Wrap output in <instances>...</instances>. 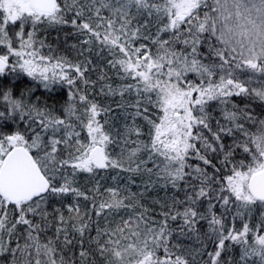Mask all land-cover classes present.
Returning <instances> with one entry per match:
<instances>
[{"label":"snow or ice","instance_id":"snow-or-ice-1","mask_svg":"<svg viewBox=\"0 0 264 264\" xmlns=\"http://www.w3.org/2000/svg\"><path fill=\"white\" fill-rule=\"evenodd\" d=\"M0 48L69 88L0 86V260L264 264V0H0Z\"/></svg>","mask_w":264,"mask_h":264},{"label":"trees","instance_id":"trees-1","mask_svg":"<svg viewBox=\"0 0 264 264\" xmlns=\"http://www.w3.org/2000/svg\"><path fill=\"white\" fill-rule=\"evenodd\" d=\"M30 31V30H29ZM71 29L65 26H59V25H52V26H45V25H41L38 27L37 29V37L39 39H43L45 40V42L51 46H53L54 48L58 49V54H65L67 56H69L70 58H74L76 57L77 53L75 51V49H73L71 47V45L73 44H78L77 39L75 38V36L71 35ZM91 58V57H90ZM93 59V64L97 65V72L100 70H104L108 72L109 76H112V72L109 71L108 69L105 68L104 64L102 62H100L99 64L97 62H95L96 59ZM96 63V64H95ZM96 75L97 73L94 72L92 74V79H96ZM22 81V79L20 80ZM18 84L15 86L16 91L20 90L23 91L25 88L31 87L35 89V93H34V97H39L41 99L42 102H46L49 106H51L53 109H60L61 105H63L67 100H68V96H69V88L66 84H59L55 87L54 91L48 92L45 91L42 88H39L38 85L36 83L33 82H24L23 86L21 88L17 89ZM82 87V85H81ZM99 87L100 85H97V88L94 90H91L93 92H98L99 91ZM102 103H111L110 100L108 101H101ZM240 103V106L243 107V104L245 103V101H238ZM253 107L256 108L257 112L260 111V108L258 106V104H253ZM1 110V109H0ZM13 122L12 120L9 121H2L0 123H2V127L3 130L5 131H11L10 127L5 126V122ZM86 177L84 175L81 176V180H85ZM134 191L136 190L135 188L133 189ZM151 195H157L156 192H152L150 193ZM159 196L163 195L164 196V192L160 191L158 193ZM56 206V202L55 200H53L51 202V205L49 207V211H51V207ZM93 235H95V233H92ZM0 264H6V261L4 260H0Z\"/></svg>","mask_w":264,"mask_h":264},{"label":"flooded vegetation","instance_id":"flooded-vegetation-1","mask_svg":"<svg viewBox=\"0 0 264 264\" xmlns=\"http://www.w3.org/2000/svg\"><path fill=\"white\" fill-rule=\"evenodd\" d=\"M31 28H26L27 31H29ZM5 50L3 48H0V53H3ZM22 82V81H21ZM20 83V80H18L13 74L9 73L4 77H0V86H16ZM9 121V120H7ZM2 125V123H0ZM7 126V125H5Z\"/></svg>","mask_w":264,"mask_h":264},{"label":"rangeland","instance_id":"rangeland-1","mask_svg":"<svg viewBox=\"0 0 264 264\" xmlns=\"http://www.w3.org/2000/svg\"><path fill=\"white\" fill-rule=\"evenodd\" d=\"M30 31H31V29H30ZM37 39H39L38 37H37ZM95 62H97L98 64L100 63L98 60H95ZM96 64V63H95ZM9 74V73H8ZM192 78H194V77H192ZM22 79V82L20 81V83L18 84V86H17V89L18 88H21L22 86H23V84H24V82L26 81V82H32L31 81V79L30 78H28V79H24V78H21ZM21 79H19V80H21ZM12 85H9V86H7V87H11ZM15 87V86H14ZM21 89H23V88H21ZM21 89L20 90H17V94L21 91ZM2 103H3V101L2 100H0V105H2ZM2 110V109H1ZM5 125H7L8 127H10V129L11 130H13L15 127H16V124L14 123V122H5ZM3 128V127H2ZM150 195V197H155V195H151V194H149ZM163 195H161V197H162Z\"/></svg>","mask_w":264,"mask_h":264}]
</instances>
